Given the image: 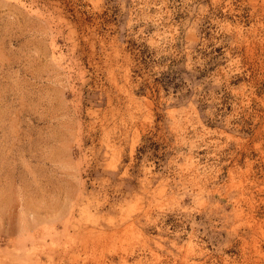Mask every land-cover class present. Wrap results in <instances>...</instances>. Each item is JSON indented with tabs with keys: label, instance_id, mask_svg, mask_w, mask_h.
Here are the masks:
<instances>
[{
	"label": "rangeland",
	"instance_id": "rangeland-1",
	"mask_svg": "<svg viewBox=\"0 0 264 264\" xmlns=\"http://www.w3.org/2000/svg\"><path fill=\"white\" fill-rule=\"evenodd\" d=\"M0 264H264V0H0Z\"/></svg>",
	"mask_w": 264,
	"mask_h": 264
}]
</instances>
